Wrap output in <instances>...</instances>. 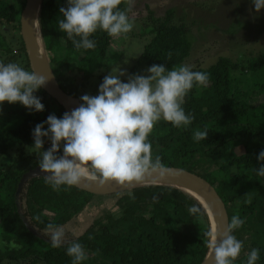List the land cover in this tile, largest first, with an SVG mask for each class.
I'll list each match as a JSON object with an SVG mask.
<instances>
[{
  "label": "trees",
  "instance_id": "trees-1",
  "mask_svg": "<svg viewBox=\"0 0 264 264\" xmlns=\"http://www.w3.org/2000/svg\"><path fill=\"white\" fill-rule=\"evenodd\" d=\"M25 1L0 0V25L16 32L9 38L14 49L7 47V35H0V54L7 50L0 62L30 70L20 35ZM125 4L123 0L120 8L125 9ZM60 7H67L66 0H43L40 34L58 85L82 103L86 83L107 67L113 36L98 30L92 37L96 47L77 51L59 30ZM172 14L169 10L162 19L148 11L150 37L137 65L148 69L163 64L171 69L190 56V28L172 24ZM192 70L209 75L206 86H194L185 97L183 107L195 119L187 129L160 121L149 136L153 156H160L166 168L183 169L204 179L222 200L228 221L233 215L244 220L234 232L245 245L234 264H246L252 248L260 249L257 264H264V177L253 171L260 166L256 157L264 149V52L246 61L220 57L207 69ZM35 95L44 104L43 112L23 114L17 126L0 129V160H6L0 162V235L6 246L0 249V264H71L67 244L52 247L49 223L64 228L67 242L83 245L89 256L83 264H202L210 248V219L200 202L177 187L140 185L97 196L74 186L55 191L46 178L31 177L16 194L21 177L39 167V157L30 149L35 126L49 115L62 118L65 113L41 88ZM205 129L207 138L195 141L194 132ZM47 143L45 139L44 150L50 148ZM106 198L115 199L116 212L105 207ZM192 205L201 208L200 215L189 213Z\"/></svg>",
  "mask_w": 264,
  "mask_h": 264
},
{
  "label": "clouds",
  "instance_id": "clouds-1",
  "mask_svg": "<svg viewBox=\"0 0 264 264\" xmlns=\"http://www.w3.org/2000/svg\"><path fill=\"white\" fill-rule=\"evenodd\" d=\"M123 0H66L67 7H60L63 17L58 21L59 30L67 35L79 51L96 47L93 35L104 31L118 37L134 28L126 9H121ZM129 6L132 0H127ZM256 12L264 9V0H251ZM147 75H127L121 70L103 78L98 95H82V103L62 118L49 115L37 124L32 132L30 148L39 157L42 172L49 173L46 181L53 190L61 186L73 187L87 177L104 184L115 181L121 185L144 182L147 177L171 174L160 156H153L149 136L160 122H169L175 128L187 129L195 117L185 111V97L194 86H206L209 75L194 71L187 65L170 70L163 64H153ZM127 75V82L121 77ZM47 83V77L26 70L18 63L0 62V111L4 102L20 103L30 112H43L44 104L35 95ZM47 125V128H45ZM208 131L196 130L193 139L197 142L207 138ZM45 139L51 147L44 150ZM62 148V154H60ZM259 168H253L258 177H264V149L256 157ZM129 197L134 199L131 192ZM155 199V198H154ZM198 205H192V216L201 214ZM244 220L233 215L226 229L209 233L214 264H234L245 245L234 235ZM52 247L67 244L66 254L71 264H83L89 256L77 241L67 242L62 226L49 223ZM260 249L252 248L246 264H257Z\"/></svg>",
  "mask_w": 264,
  "mask_h": 264
},
{
  "label": "rangeland",
  "instance_id": "rangeland-1",
  "mask_svg": "<svg viewBox=\"0 0 264 264\" xmlns=\"http://www.w3.org/2000/svg\"><path fill=\"white\" fill-rule=\"evenodd\" d=\"M125 3V9L129 19L134 22V28L127 34L113 37L107 53V67L86 83L83 92L87 95L95 91L98 95L100 78L109 75L112 70L116 72L120 68L126 71L127 75H131L130 70L137 67L134 74H148L147 69L136 62L150 37L147 35L150 30L148 11L153 12L155 18L164 19L167 11L171 10L172 24L183 23L190 28L192 50L182 64L190 68L207 69L220 57L246 61L264 52V9L256 12L251 0H132L130 6L127 0ZM0 35H7L8 44L9 38L16 35V32L0 25ZM14 45L15 43L11 41L7 47L14 49ZM2 53L0 59L3 61L5 58L3 55L7 50ZM127 75L121 77V80L126 79L127 82ZM13 110L18 113H14ZM32 112L20 103L4 102L0 111V129L17 126L24 119L23 114ZM240 151L237 150L238 153ZM3 161L6 160H0L1 163ZM105 202L107 203L105 207L116 212L114 198H106ZM5 247L0 235V249L3 250Z\"/></svg>",
  "mask_w": 264,
  "mask_h": 264
},
{
  "label": "water",
  "instance_id": "water-1",
  "mask_svg": "<svg viewBox=\"0 0 264 264\" xmlns=\"http://www.w3.org/2000/svg\"><path fill=\"white\" fill-rule=\"evenodd\" d=\"M43 0H26L23 9L20 13V35L24 44L25 53L29 62L31 71H35L38 75L47 77V83L41 89L51 98L58 101L65 112H71L80 106L81 102L78 98L64 92L58 85L48 62L43 39L39 28V14L42 7ZM62 154V150H61ZM171 174H166L164 177L154 174L147 177L144 182H133L126 184H119L115 181H108L104 184L93 182L85 177L80 184L74 186L84 192L104 196L115 194L125 189L140 186V185H169L177 187L202 204L208 213L210 219V232H223L229 221L225 206L216 193L215 189L201 177L179 168H171ZM50 175L42 172L39 167H36L25 173L18 184L16 194H19L24 181L31 177H43ZM211 240V238H210ZM202 264H214V257L211 247L209 253Z\"/></svg>",
  "mask_w": 264,
  "mask_h": 264
},
{
  "label": "built area",
  "instance_id": "built-area-1",
  "mask_svg": "<svg viewBox=\"0 0 264 264\" xmlns=\"http://www.w3.org/2000/svg\"><path fill=\"white\" fill-rule=\"evenodd\" d=\"M47 145H48L49 147H51V143H47Z\"/></svg>",
  "mask_w": 264,
  "mask_h": 264
}]
</instances>
